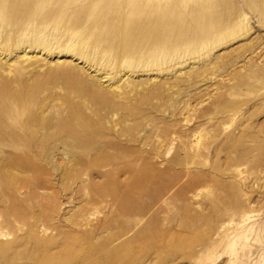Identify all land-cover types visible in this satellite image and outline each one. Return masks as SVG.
<instances>
[{
  "label": "rangeland",
  "instance_id": "1",
  "mask_svg": "<svg viewBox=\"0 0 264 264\" xmlns=\"http://www.w3.org/2000/svg\"><path fill=\"white\" fill-rule=\"evenodd\" d=\"M97 1L19 0L48 49L0 38V264H264V0ZM72 17L216 41L130 72L61 55Z\"/></svg>",
  "mask_w": 264,
  "mask_h": 264
},
{
  "label": "bare ground",
  "instance_id": "2",
  "mask_svg": "<svg viewBox=\"0 0 264 264\" xmlns=\"http://www.w3.org/2000/svg\"><path fill=\"white\" fill-rule=\"evenodd\" d=\"M18 1L19 0H0V21L3 20V22L6 24L4 33H0V38L6 39V42L8 39H10L15 48H20L21 46L27 45L34 49L38 47H41L42 50L48 49V44L50 41H47L41 37V33L48 26H50L48 20L51 18H49L46 14L42 17L35 16L37 18H32L30 21L29 18L25 16L21 17L23 14L28 15L37 9L34 11L28 10L29 4L19 3ZM103 1L106 3V5L109 3V0H99L97 3L100 4ZM39 4L42 5V3H38L37 5L39 6ZM63 4L64 3H61L60 5ZM27 11H29V13H25ZM232 15H230L229 18L218 16L220 19L213 24V27L215 29H222L223 26L226 27L228 23L233 22L231 19ZM156 18L158 19V17ZM234 18L235 17H233V19ZM65 21L69 25V28L66 31H63L67 33L64 34V32H61L60 29L57 35H64L63 40H65V43L73 40V38L74 40L72 44L61 46L59 49L61 55L81 58L84 57L85 52L89 48L93 47L90 49V54L92 53L95 57L98 48L96 46L105 44L107 45L106 47L111 46L113 49L105 52V54H103L104 56L109 57V55L112 53L116 57L126 53L127 59L122 63V69H126L130 72H135L140 63L143 67H149V70L153 69V67H155L156 70H159L162 68L163 64H167L169 61L174 59L183 60L186 57L185 51L187 52L191 50L198 53L204 49V47L212 45L216 41L213 34V32L216 30H211L209 28H205L204 30H201V32L198 31L200 34H195L193 33L194 31L175 30V35L170 36L169 34L175 28L173 24L172 26L168 27H160L161 25H158L156 29H152L151 26L139 27L137 25H132V21L128 27V30L123 35L125 41L124 44L121 45L120 42L114 41V33H108L105 36L106 38L97 39L98 37L93 33V30L83 26L81 29L72 27V25L79 23L81 21L80 19L72 17L69 20L65 19ZM149 21L152 24H155V22H162L161 19L159 21L153 18L149 19ZM29 23L32 25L34 24V34H31V38L29 37L28 33L24 34L22 30H19L25 24ZM233 23V27L237 28L238 26H241L238 20H235ZM53 28H56V25H54ZM77 38L79 39L77 40ZM5 44L3 45V50H5ZM93 44H96V46H93ZM157 66H159V68Z\"/></svg>",
  "mask_w": 264,
  "mask_h": 264
}]
</instances>
